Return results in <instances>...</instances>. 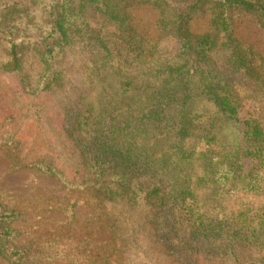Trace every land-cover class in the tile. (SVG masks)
Masks as SVG:
<instances>
[{
  "label": "trees",
  "instance_id": "16d2710c",
  "mask_svg": "<svg viewBox=\"0 0 264 264\" xmlns=\"http://www.w3.org/2000/svg\"><path fill=\"white\" fill-rule=\"evenodd\" d=\"M140 6L156 13L154 39L128 11ZM242 14L264 30V0H0L1 69L19 72L32 54L36 94L76 89L60 131L77 162L24 166L88 193L111 232L92 264L126 253L142 264H264V55L236 36ZM65 50L80 57L79 86ZM17 217L0 211V257L42 264L10 241Z\"/></svg>",
  "mask_w": 264,
  "mask_h": 264
},
{
  "label": "rangeland",
  "instance_id": "374dc122",
  "mask_svg": "<svg viewBox=\"0 0 264 264\" xmlns=\"http://www.w3.org/2000/svg\"><path fill=\"white\" fill-rule=\"evenodd\" d=\"M37 8L39 10L40 6ZM128 11L138 25L145 27L149 37L157 36L156 13L150 7L140 6ZM38 15H34V19H38ZM88 17L96 27L101 21L95 13ZM207 27L206 18L191 24L195 33H202ZM235 32L238 38L264 55V30L251 15L235 18ZM2 58L0 44V64ZM61 61L68 71L69 81L79 86L83 79L82 69L78 68L79 55L65 50ZM41 69L32 54L26 57L19 72H4L0 67V211L18 212V217L10 224L16 234L10 241L26 247L31 259L35 254L41 256L42 264L49 261L92 264L93 255L100 250L99 244L108 241L111 232L103 222L93 219L88 193L67 188L54 177L24 166L43 158L65 170L74 157L72 142L60 130L64 110L76 98V89L71 90L69 86L68 90L65 86L51 93L36 94L35 84ZM35 109H40V121L33 115ZM248 111L247 107L243 108L240 118L246 117ZM76 162L75 158L73 164ZM0 264H6L1 257ZM122 264L142 263L133 254L126 253Z\"/></svg>",
  "mask_w": 264,
  "mask_h": 264
}]
</instances>
